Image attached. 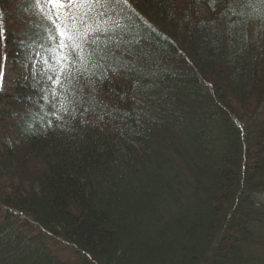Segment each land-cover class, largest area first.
I'll return each mask as SVG.
<instances>
[{
  "label": "trees",
  "instance_id": "trees-1",
  "mask_svg": "<svg viewBox=\"0 0 264 264\" xmlns=\"http://www.w3.org/2000/svg\"><path fill=\"white\" fill-rule=\"evenodd\" d=\"M36 5L0 0V264H264V3Z\"/></svg>",
  "mask_w": 264,
  "mask_h": 264
},
{
  "label": "snow or ice",
  "instance_id": "snow-or-ice-1",
  "mask_svg": "<svg viewBox=\"0 0 264 264\" xmlns=\"http://www.w3.org/2000/svg\"><path fill=\"white\" fill-rule=\"evenodd\" d=\"M127 3V0H47V3L56 6L60 9H65L66 11L63 13H58L59 15H63L66 18H70L72 21H76L78 19L83 22L82 18L89 15V13H96L98 16H103L105 13L103 11H98L99 9H109L112 8L114 4L118 3ZM37 6L40 5V0H36ZM261 3H264V0H261ZM248 6L251 5V0H248ZM76 9H83L82 12L77 15ZM2 16L3 13L0 12V40L3 39V24H2ZM53 23L56 25V28L59 31V35L63 38L66 37L68 40H75L76 37L68 34L67 25L65 29H61L60 24L56 23V20H53ZM99 30V29H97ZM67 45L64 42V39H61L59 42V48H66ZM75 47H80V45L76 44ZM7 59L6 57L4 58ZM61 59H67V57H61ZM3 86V71L0 69V89Z\"/></svg>",
  "mask_w": 264,
  "mask_h": 264
},
{
  "label": "rangeland",
  "instance_id": "rangeland-1",
  "mask_svg": "<svg viewBox=\"0 0 264 264\" xmlns=\"http://www.w3.org/2000/svg\"><path fill=\"white\" fill-rule=\"evenodd\" d=\"M65 2L67 1L65 0ZM36 9L39 15H48V17L50 18L56 15L58 17V13H63L66 11L65 9H60L56 6H53L47 3V0H40V5L39 6L36 5ZM63 20L64 21L67 20L68 22H70V18H66L65 16H63ZM0 63H1L0 69H2L3 71V86H2V89H0V91L5 92V91L10 90L13 84L12 65H11V62L4 60V59Z\"/></svg>",
  "mask_w": 264,
  "mask_h": 264
}]
</instances>
